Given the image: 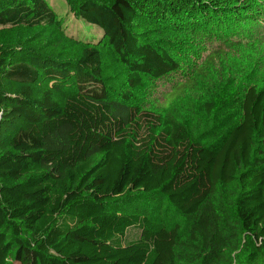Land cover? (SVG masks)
I'll return each instance as SVG.
<instances>
[{"label":"trees","instance_id":"1","mask_svg":"<svg viewBox=\"0 0 264 264\" xmlns=\"http://www.w3.org/2000/svg\"><path fill=\"white\" fill-rule=\"evenodd\" d=\"M67 1L102 33L0 0V264H264V75L206 139L187 115L213 110L223 48L162 103L134 99L179 67L164 42L253 24L264 0Z\"/></svg>","mask_w":264,"mask_h":264},{"label":"rangeland","instance_id":"2","mask_svg":"<svg viewBox=\"0 0 264 264\" xmlns=\"http://www.w3.org/2000/svg\"><path fill=\"white\" fill-rule=\"evenodd\" d=\"M47 1L63 18L67 30L77 37L90 38L89 36H97L102 33L98 26L77 17L73 6L67 0ZM164 43L170 47L171 54L178 61L179 67L176 71L162 77L145 76L141 88L135 90V101L149 108L159 102L162 103L164 95L178 83L189 78L193 68L207 54L221 47L225 50V62L222 66L220 63L216 64V85L210 81L205 84V87L213 93L211 96L214 104L213 110L209 116H205L202 109L197 110L196 115L194 114L191 119L189 118L191 114L187 115L186 122L189 123L192 120V124H194V116H197L200 128L204 125V130H206L201 139L213 137L214 131L218 134L225 133L241 118L237 103L246 88L255 81L260 73L264 75V18L256 19L253 24L240 23L237 29L231 32L215 36L182 34L173 42L166 41ZM228 43L230 46L226 45ZM201 99L198 94H193L191 100L197 107L201 104ZM149 207L156 220L160 219L159 216L166 217L158 212V206L155 204H150ZM168 212L170 216L167 221L171 222L177 216L174 213L171 217V207L168 208Z\"/></svg>","mask_w":264,"mask_h":264}]
</instances>
